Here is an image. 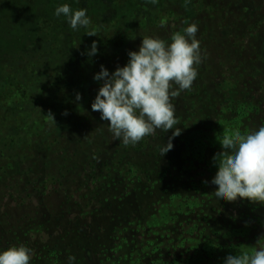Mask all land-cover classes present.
I'll return each instance as SVG.
<instances>
[{"label":"trees","instance_id":"16d2710c","mask_svg":"<svg viewBox=\"0 0 264 264\" xmlns=\"http://www.w3.org/2000/svg\"><path fill=\"white\" fill-rule=\"evenodd\" d=\"M65 3L87 9V29L72 30L63 16L54 15ZM168 10L147 0H47L28 15L24 28L0 35V249L23 244L32 251L30 264L48 259L68 264L69 256L73 264H196V251L206 253L204 203L189 202L187 216L174 222L170 217V227L165 216L154 226L131 218L126 204L127 216L121 207L110 234L99 226L103 215L96 219L97 234L89 228L88 196L98 198L102 169L137 150L114 140L108 123L92 111L102 83L93 76L101 65L110 73L123 66L144 27L166 21ZM89 30L96 35H87ZM93 40L98 52L89 57ZM169 134L158 133L161 143ZM170 187L178 189L175 182ZM236 242L229 248H240Z\"/></svg>","mask_w":264,"mask_h":264},{"label":"rangeland","instance_id":"374dc122","mask_svg":"<svg viewBox=\"0 0 264 264\" xmlns=\"http://www.w3.org/2000/svg\"><path fill=\"white\" fill-rule=\"evenodd\" d=\"M41 1L47 0H0V35L15 33L19 25L24 28ZM158 5L171 9L166 24L145 26L131 50H138L143 37L170 40L174 33L182 32L185 21L198 25L202 62L194 65L197 78L190 89L170 97L182 132L173 138V148L164 159L155 157L164 144L157 129L125 159L116 158L114 165L102 169L95 186L98 198L88 196L93 220L89 228L97 234L96 219L103 215L99 226L104 224L105 233L110 234L111 224L120 220L121 207L122 215L127 216L126 204L131 218L154 226L165 216L166 227H170V217L174 222L187 216L189 202L204 203L209 226L203 229V237L209 240L205 244L208 251H196V264H210L216 258L223 263L228 254L254 251L258 239L264 245V204L246 198L220 202L210 183L218 170L212 157L222 151L219 139L234 132L246 134L264 124V0H191L187 6L184 0H159ZM201 97L203 103L198 101ZM198 179L201 182L196 186L192 182ZM171 181L177 184L176 191L171 190ZM199 239L200 233L196 242ZM237 240L240 248L230 249ZM134 254L138 257V249ZM89 259L94 257L89 255ZM45 264H66V259H48Z\"/></svg>","mask_w":264,"mask_h":264},{"label":"clouds","instance_id":"9594fccd","mask_svg":"<svg viewBox=\"0 0 264 264\" xmlns=\"http://www.w3.org/2000/svg\"><path fill=\"white\" fill-rule=\"evenodd\" d=\"M147 3L156 5L159 0H147ZM190 3L191 0H184L185 6ZM86 13V8L73 9L67 3L54 10V15L63 16L72 30L88 28L91 21ZM165 24L162 19L161 27ZM185 24L182 32L174 33L168 41L158 36L143 37L138 50L128 51V60L123 66H117L110 73L101 65L93 76L102 83L91 109L100 113L114 140L125 147L136 145L157 129L164 133L171 129L167 143L159 147L162 157L173 148V138L182 132L170 97L191 88L198 75L194 65L202 62L200 41L196 36L198 25L187 21ZM86 34L96 35L91 30ZM97 52V41L93 40L87 55L92 57ZM173 84L177 86L175 89ZM75 99H81L79 92ZM219 142L222 151L212 157L218 170L210 181L215 198L220 202L246 198L250 203L264 204V124L246 134L223 135ZM257 244L252 252L228 254L223 264H264V245L259 244V239ZM31 259V249L23 244L0 249V264H30ZM74 261V256L68 257V264Z\"/></svg>","mask_w":264,"mask_h":264}]
</instances>
